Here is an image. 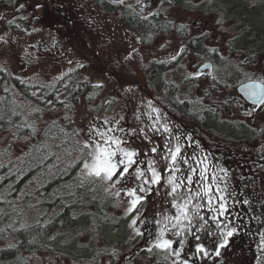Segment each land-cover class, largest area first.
I'll use <instances>...</instances> for the list:
<instances>
[{
	"label": "rangeland",
	"instance_id": "374dc122",
	"mask_svg": "<svg viewBox=\"0 0 264 264\" xmlns=\"http://www.w3.org/2000/svg\"><path fill=\"white\" fill-rule=\"evenodd\" d=\"M128 1L134 3V0ZM21 3L25 5L23 9L17 7ZM36 3L42 6L37 9ZM152 4L154 10L162 8L156 0H152ZM163 8H166L168 21L176 18L175 13L168 6ZM0 17H3L0 19V36L4 38L0 40V50L8 52L6 56H0V68L7 75L14 99L25 105L26 109L28 108L27 112H30L34 106L32 98H27L26 88H30L35 83L53 84L58 82L56 78L62 73H71L76 78L74 86H79L83 79H87L89 83L94 84V87L73 94L70 102L67 101L69 108L67 103L54 104L53 108L49 107V110L44 112L43 117L51 120L63 119L64 124L68 123L74 132L79 133L76 134L78 141H83L84 127L96 118H98L97 123L104 118H119L121 115L130 118L135 109L141 113L148 111L142 101L153 100L158 102L155 106L162 107L174 124L180 125L183 132L190 133L200 142L204 151L211 154L217 166L230 170L231 184L235 190L234 199L243 198L251 202V207L238 204L233 209L234 213L238 212L242 216L243 224H240L239 220L236 221L242 231L230 239L227 248L221 249L219 258L213 255L211 259L195 252L198 241L189 236V243L185 245L182 254L189 264H258V261L259 264H264V254L258 250L259 233L264 232V168L261 167L264 165V160L260 158L259 142L226 139L194 120L186 118L175 110L164 96H158L147 77L146 67L151 60L169 59L168 52L176 47L174 36L171 37L172 43L168 49L160 47L168 38V33L163 27L153 31L152 38L145 42L141 39L132 41L131 37L126 39V32H131L137 37L140 35L125 21L121 11L106 10L97 1L0 0ZM183 18L190 25L199 22L198 27H192L191 36H198L200 31L211 35L207 39L201 38L197 44H189L184 58L168 70L166 77L179 84L180 98L192 99L196 107L213 105L223 117L244 119V112L253 106L238 97L236 85L243 78L252 75L264 79V50L252 56L231 53L229 39L237 28L235 21L222 20V24L218 25L216 21L222 18L215 9L201 8L189 11ZM8 21L13 23L9 24ZM205 45L207 48H217L219 55L208 52ZM133 46L137 49L135 62L132 72L126 74L124 65L127 62L122 61L121 57ZM69 60L73 65L83 64L84 67H77L75 72H69L73 66L68 64ZM201 62L212 64L207 69L201 68L206 73V78L185 79L189 73L196 70L197 65L202 66ZM68 75L63 83H67V78H70ZM16 78L21 85L14 84L13 79ZM101 84L102 87L97 86ZM127 88H132V92H126ZM106 101L112 103L109 105L105 103ZM142 120L145 124L150 123L147 116H142ZM131 122L135 123V121ZM256 123L261 121L257 119L252 122L254 125ZM25 149L26 144L19 141L12 133L0 131V167L5 162H11L10 160L15 157H21L20 154ZM46 149L48 147L42 146L39 151L42 153ZM48 154L45 152L39 156ZM11 163V171L18 163L21 164ZM15 178L14 174H10L6 179L0 180V210L9 213L11 217L0 221V229H6L0 234V247L16 243L12 235L15 232L7 229L8 224L12 223L18 228L29 221H41L46 214L33 191L29 196L30 204L24 199L26 191L23 194L22 191L16 193L12 187ZM153 199L159 202V197L150 196L141 211L148 218V229L155 231L157 226L151 222L155 212ZM113 200L114 203L109 209L116 214H122L115 206V199ZM171 211L174 214V209ZM156 218L159 219L158 216ZM138 226L142 231L144 230V225ZM207 232H218V229L210 223ZM207 232L201 231L198 235L211 253L216 248L219 237L208 235ZM168 238L175 239L171 234ZM149 246L150 238L147 235L145 238L133 239L129 247L114 251L115 255L105 253L99 255L97 264H169L164 260L166 255L164 252L143 254V248ZM11 264L74 263L65 256L59 257L39 250L24 251Z\"/></svg>",
	"mask_w": 264,
	"mask_h": 264
},
{
	"label": "snow or ice",
	"instance_id": "6c2138e0",
	"mask_svg": "<svg viewBox=\"0 0 264 264\" xmlns=\"http://www.w3.org/2000/svg\"><path fill=\"white\" fill-rule=\"evenodd\" d=\"M156 2L161 6L168 5L176 17L163 26L168 38L160 47L170 48L173 36L176 39V47L168 52V60L155 62L178 64L187 53L189 44H197L201 38L207 39L211 35L200 31L198 36H191L192 27H198L199 22L190 25L183 18L184 15L189 11L211 6L214 0H175V2L156 0ZM111 3L126 8L133 20L150 26L162 11V8L154 10L152 0H134V3H129L128 0H111ZM41 6L39 3L35 4L37 9ZM17 7L23 9L25 5L21 3ZM222 22V19L216 21L218 25ZM8 23L11 24L13 21ZM127 37H131L132 41H140V37L131 32H126V39ZM186 37L191 38L185 39ZM151 38L149 34L148 39ZM3 39L0 36V40ZM204 47L208 52L219 55L217 48H207V45ZM136 53L137 49L133 46L121 57L122 61L127 62L124 65L126 74L132 72ZM7 54V51L0 50V56ZM201 63L203 69L211 67L207 63ZM68 64L73 65V62L69 60ZM77 67L83 68L84 65H73L69 72H75ZM68 74L62 73L56 79L63 82ZM200 77L206 78V73L197 65L196 70L189 73L185 79ZM213 87H215L214 83ZM125 91L131 93L132 88H127ZM55 95L58 98V93ZM245 95L253 107L244 112V119L249 121V131L259 142L260 158L264 160V80L259 85H250ZM44 102L52 104L53 100L50 97ZM105 103L110 105L112 101ZM142 103L146 104L147 112L141 113L135 109L130 118L121 115L119 118H104L99 123L96 122L98 118L89 122L83 129V141H78L80 150L85 154L78 164H82L86 178L106 185L104 190L115 199V206L120 209L123 216L130 220L128 227L134 233L132 238H145L146 235L150 238V246L144 250L147 254H153L155 249L166 253L164 260L169 264H189L182 254L185 245L189 243L188 237L192 236L198 241L195 245L197 254L208 259L213 255L219 258L221 249L227 248L230 239L242 231L240 226L243 224L242 216L238 212L234 213L233 209L238 204L251 207V202L243 198L234 199L235 190L232 188L230 170L217 166L211 154L204 151L198 140H195L190 133L183 132L180 125L174 124L162 107L155 106L158 102L147 100ZM177 103L184 104L185 101L177 100ZM223 103L226 104L227 101ZM142 116H147L150 123L145 124ZM257 119L261 123H256L253 127L252 122ZM27 127L32 128V125ZM32 131L35 132V129L32 128ZM261 167L264 168V165ZM150 196L159 197L158 203L155 199L152 201L155 212L151 222L157 226L155 231L148 229V218L141 211ZM173 209L174 214L171 211ZM157 216L159 219L156 218ZM4 218L11 219L10 214L0 210V221ZM238 220L240 224L236 223ZM210 223L215 225L218 232H207ZM139 224L144 225L143 231ZM30 227L24 224L20 226L24 230ZM7 229H11L12 232L20 230L12 223L7 225ZM5 230L0 229V234ZM201 231L219 237L213 252L210 253L201 242L202 238L198 235ZM169 234L175 239L168 238ZM174 245L178 246L174 247ZM14 247V245L7 246L8 249ZM5 250L0 248V252ZM258 250L264 254V232L259 233Z\"/></svg>",
	"mask_w": 264,
	"mask_h": 264
},
{
	"label": "trees",
	"instance_id": "16d2710c",
	"mask_svg": "<svg viewBox=\"0 0 264 264\" xmlns=\"http://www.w3.org/2000/svg\"><path fill=\"white\" fill-rule=\"evenodd\" d=\"M98 3L106 10L122 9L125 20L139 33L142 42L168 23L166 8H163L168 6L166 4L150 26L133 20L126 8L113 5L109 0H98ZM202 9H215L223 21H235L237 28L229 39L231 53L252 56L264 50V0H214L213 5ZM155 61L148 63L147 77L158 96H164L175 110L224 138L239 140L253 135L248 123L223 117L215 106L196 107L192 99L180 98L179 84L166 77L168 70L177 63L160 64ZM70 74L67 83H35L26 88L27 98H32L34 106L27 112L28 108L14 99L7 75L0 68V131H9L26 144L21 157L10 160L21 164L18 163L11 171L12 163L5 162L0 167V180L14 174L16 178L12 187L16 193L26 191L24 199L30 204L29 196L33 191L46 212L41 221H29L26 224L31 226L28 230L17 228L20 230L12 234L16 239L14 248L0 247L6 249L0 252V264H11L24 251L39 250L65 256L74 264H97L102 253L112 255L114 251L129 247L133 241V231L128 227L130 220L109 209L114 198L104 190L106 185L86 178L82 164H78L84 153L80 150L74 129L68 123L64 124L63 119L43 117L54 104L67 103L73 94L94 87L87 79L74 86L76 78ZM13 82L16 86L21 85L17 78ZM55 93H58V98ZM50 97L53 103L46 104L44 101ZM177 100L185 103L179 104ZM27 125H32L35 132ZM42 146L48 147L49 150H45L48 155L39 156L45 153L39 151ZM145 249L143 254H147ZM156 253L161 254V251L154 249L153 254Z\"/></svg>",
	"mask_w": 264,
	"mask_h": 264
},
{
	"label": "flooded vegetation",
	"instance_id": "af4514ba",
	"mask_svg": "<svg viewBox=\"0 0 264 264\" xmlns=\"http://www.w3.org/2000/svg\"><path fill=\"white\" fill-rule=\"evenodd\" d=\"M85 1H97L98 2V0H85ZM110 2H111V0H109ZM129 2V1H128ZM130 3V2H129ZM115 10H117V11H121L122 9H115ZM121 13H122V15H123V10L121 11ZM123 18H124V15H123ZM125 19V18H124ZM126 21V20H125ZM127 22V21H126ZM201 68V67H200ZM250 79H259V80H264L263 78H261V77H259V76H255V75H252V76H248V77H245V78H243L241 81H239L238 83H237V85H236V89H237V92H238V97L241 99V100H243L244 102H246V103H248L250 106H253L252 105V103H251V101L250 100H248L241 92H239L238 91V85L240 84V83H242V82H244V81H247V80H250ZM227 118V117H226ZM231 119V118H230ZM234 120H239V121H244V122H246V123H249L248 121H246V120H244V119H234ZM252 126L253 127H255V125L254 124H252ZM226 139H229V138H226ZM239 140H257V139H255V138H253V135L251 136V137H248V138H242V139H239Z\"/></svg>",
	"mask_w": 264,
	"mask_h": 264
},
{
	"label": "water",
	"instance_id": "95a60500",
	"mask_svg": "<svg viewBox=\"0 0 264 264\" xmlns=\"http://www.w3.org/2000/svg\"><path fill=\"white\" fill-rule=\"evenodd\" d=\"M207 64L212 65L211 62H208ZM261 82L262 81L259 79H250V80L244 81L238 85V91L241 92L246 97L245 91L248 89V87L253 84L259 85L261 84Z\"/></svg>",
	"mask_w": 264,
	"mask_h": 264
}]
</instances>
